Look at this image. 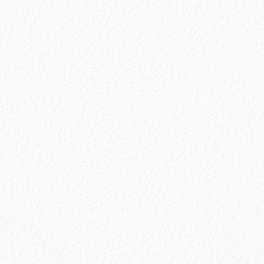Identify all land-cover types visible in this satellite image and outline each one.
Wrapping results in <instances>:
<instances>
[{
    "label": "snow or ice",
    "instance_id": "6c2138e0",
    "mask_svg": "<svg viewBox=\"0 0 264 264\" xmlns=\"http://www.w3.org/2000/svg\"><path fill=\"white\" fill-rule=\"evenodd\" d=\"M0 264H264V0H0Z\"/></svg>",
    "mask_w": 264,
    "mask_h": 264
}]
</instances>
